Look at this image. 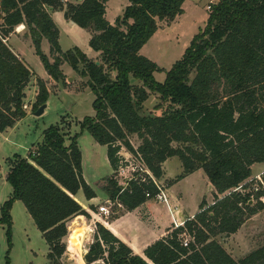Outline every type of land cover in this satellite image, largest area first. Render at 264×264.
Segmentation results:
<instances>
[{
    "label": "trees",
    "instance_id": "16d2710c",
    "mask_svg": "<svg viewBox=\"0 0 264 264\" xmlns=\"http://www.w3.org/2000/svg\"><path fill=\"white\" fill-rule=\"evenodd\" d=\"M108 1L83 0L68 5L64 13L68 21L93 33L89 44L101 62L89 59L79 48L63 52L60 31L49 12L63 8V0H0V133L27 116L25 91L34 73L7 44L16 28L25 26L54 81L64 80V63L88 78L96 114L82 121L81 130L107 147L114 171L119 168L122 144L133 155H141L157 180L164 175L162 164L178 157L184 171L174 183L203 171L215 189L214 203L203 201L185 228L173 227L145 250L146 259L98 223L94 243L84 257L86 264H264V246L235 260L216 239L236 234L264 209L260 196L252 198L249 185L237 191L253 177L254 165H264V0H220L211 6L206 26L167 72L164 83L155 79L163 69L141 51L160 22L172 23L185 13L186 0H127L114 24L106 18ZM43 40L50 44L53 62L43 52ZM38 87L33 108L37 111L49 99L40 80ZM151 94L162 102L156 110L167 105L161 114L144 111ZM130 135L142 140L137 150L128 140ZM78 139L76 135L69 141L60 126H51L27 157L8 160L6 180L13 193L2 206L0 224L6 227L10 250L11 211L21 201L49 246V262L60 264L70 237L68 222L89 216L76 195L82 190L87 200L96 197L84 179ZM106 190L129 211L159 193L153 183L133 182L123 189L113 180ZM184 234L190 239L188 247L181 238ZM10 250L6 264H11Z\"/></svg>",
    "mask_w": 264,
    "mask_h": 264
},
{
    "label": "rangeland",
    "instance_id": "374dc122",
    "mask_svg": "<svg viewBox=\"0 0 264 264\" xmlns=\"http://www.w3.org/2000/svg\"><path fill=\"white\" fill-rule=\"evenodd\" d=\"M82 1L63 0V8L49 9V12L60 31L59 42L63 52L79 48L89 59L102 62L100 54L95 52L89 44L93 33L68 21L64 15L68 5L79 4ZM219 1L186 0L183 6L185 13L182 16L172 23H159V30L141 51L143 56L157 63L163 69V71L155 73L157 82L164 83L167 72L182 58L194 36L206 26L211 12L207 7L210 4L211 6L217 4ZM127 6V0H109L107 20L114 23ZM7 44L28 65L34 76L25 91L24 110L27 116L13 128L0 133V218L2 206L10 199L12 193V187L6 180L9 170L8 160L15 155L27 157L29 150L36 149L43 142L44 132L51 126H60L69 141L74 136H79L78 146L82 153L83 170L87 180L91 183L92 188L101 194L100 196H108L109 199H112L106 186L109 180H113L120 187L124 186L122 177L111 168L107 147L98 144L87 131H82L80 126L86 117H94L96 114L93 108L95 96L88 87V78H83L79 72H75L67 63H64L61 67L65 76L64 80L54 81L45 71L39 56L36 55L29 31L25 26L22 31H18L16 28L7 39ZM42 49L53 62L50 44L47 40H43ZM83 68L84 66L80 67L81 70ZM109 72L112 77L115 76L112 70ZM39 80L46 85L49 99L46 103L45 113L42 116H35L37 110L33 108L36 107ZM160 104L162 102L159 96L151 94L150 99L144 104V111L161 114L167 105H163L162 110H156ZM128 140L136 150L142 145V140L136 135H130ZM121 146L122 157L135 156L122 144ZM173 146L185 147L178 143H174ZM163 167L162 164V169ZM165 167L168 179L165 181L163 175L161 186H164L163 191L168 197L171 180H176L181 176L184 169L178 157L171 158ZM164 172L163 174L166 175ZM174 184L176 186L171 192L183 195L182 207L188 216L196 215L203 201L208 205L214 203V191L210 190L209 180L203 171L195 175L192 174L188 179L180 180ZM81 195L84 196L83 193ZM150 204L154 206L158 204V201L153 199ZM162 206L165 207L166 204L159 202L158 208L162 210L164 208ZM11 215L13 219L11 250L7 241L6 227L0 224V264H6L9 250L11 264H51L47 258L48 245L23 202H15ZM79 217H74L68 222L70 237L65 240L67 250L60 260V264H86L84 261L85 251L88 252L89 247L94 243L98 223H94L96 221L92 216H83L81 220ZM184 219L187 220V217ZM216 239L235 260H240L264 246V209L247 219L236 234L218 236ZM70 245L73 249L70 248ZM95 264L104 263L100 261Z\"/></svg>",
    "mask_w": 264,
    "mask_h": 264
},
{
    "label": "crops",
    "instance_id": "0c3cea01",
    "mask_svg": "<svg viewBox=\"0 0 264 264\" xmlns=\"http://www.w3.org/2000/svg\"><path fill=\"white\" fill-rule=\"evenodd\" d=\"M110 23L114 24L113 22ZM169 160H167L163 164L164 166L163 172L165 171L164 173H166L165 166ZM198 172L200 171L193 173V175H195ZM263 172H264V165L256 164L253 166V177ZM83 175L85 181L92 187L91 183H89V181L87 180L85 174ZM164 176L166 181L168 179L167 173L166 175L164 174ZM190 176H192V174L185 177L184 179H188ZM174 181L175 179L171 180L172 185L171 186L169 185L170 187L168 190L170 209L166 205L165 206L166 208L162 206L164 208L161 210L158 208L159 202L158 204H155L153 206L152 204H150L151 200H149L140 207H138L137 209L133 211H129L118 200L114 201L112 199H109L108 196L102 197L100 196L101 194H99L93 188L92 189L96 193L95 198L91 200H87L85 195L84 196L81 195V193L84 194V192L81 190L76 195V200L80 203L83 209L89 214V216H92V218L96 221L94 222L95 224L100 223L104 225L118 239H120L122 242L128 245L132 249L135 255L141 256L144 259H146L145 250L150 245L154 244L155 242L167 236L170 230H173V219H176L181 222L184 221L185 220L184 218L186 217L187 219H189L195 216V215L192 216L186 215V211L182 207L183 195L175 194L171 192L172 189L176 186V184H174ZM158 182L162 183V179L158 180ZM212 191H214L215 193L214 187L212 188ZM12 193H13V189H12ZM107 201L109 205L107 204ZM102 206H105L110 211L109 215L101 214L99 212V208ZM82 217L83 216L79 217L80 220L82 219Z\"/></svg>",
    "mask_w": 264,
    "mask_h": 264
},
{
    "label": "built area",
    "instance_id": "2783aa9c",
    "mask_svg": "<svg viewBox=\"0 0 264 264\" xmlns=\"http://www.w3.org/2000/svg\"><path fill=\"white\" fill-rule=\"evenodd\" d=\"M208 10H211V4L207 7ZM122 153H119L120 156V164L117 170V174L122 177L123 184L121 188L126 189L131 183L135 182L138 184H150L153 183L159 190V193L153 198L158 202L165 203L169 207V199L165 191H163L164 186H161V183L154 177L153 173L149 170V168L144 163L141 155L138 157H122ZM249 185V193L252 198L257 196L259 200L264 202V172L256 175L249 179L244 185L240 186L237 191L244 190V186ZM147 198H151L150 193H146ZM253 204V201L250 202ZM170 209V207H169ZM99 212L101 214L109 215L110 211L102 206L99 208ZM185 221H178L173 219V227L174 228H185ZM183 244L185 247H188L189 239L187 234H184L182 237ZM87 253V251H85Z\"/></svg>",
    "mask_w": 264,
    "mask_h": 264
},
{
    "label": "water",
    "instance_id": "95a60500",
    "mask_svg": "<svg viewBox=\"0 0 264 264\" xmlns=\"http://www.w3.org/2000/svg\"><path fill=\"white\" fill-rule=\"evenodd\" d=\"M47 108V104L41 106L37 112H35V116H42L45 113V110ZM213 188V186H210V190Z\"/></svg>",
    "mask_w": 264,
    "mask_h": 264
},
{
    "label": "bare ground",
    "instance_id": "6f19581e",
    "mask_svg": "<svg viewBox=\"0 0 264 264\" xmlns=\"http://www.w3.org/2000/svg\"><path fill=\"white\" fill-rule=\"evenodd\" d=\"M24 29V26H20V27H18V31H22ZM74 245H76V244H74ZM70 248H72V245H70ZM73 249V248H72Z\"/></svg>",
    "mask_w": 264,
    "mask_h": 264
}]
</instances>
